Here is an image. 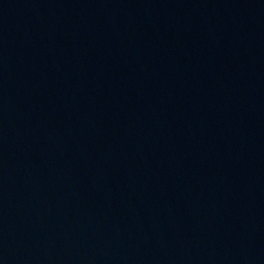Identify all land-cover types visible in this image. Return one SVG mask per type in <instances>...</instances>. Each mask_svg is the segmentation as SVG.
<instances>
[{
	"label": "water",
	"instance_id": "95a60500",
	"mask_svg": "<svg viewBox=\"0 0 264 264\" xmlns=\"http://www.w3.org/2000/svg\"><path fill=\"white\" fill-rule=\"evenodd\" d=\"M0 264H264V0H0Z\"/></svg>",
	"mask_w": 264,
	"mask_h": 264
}]
</instances>
